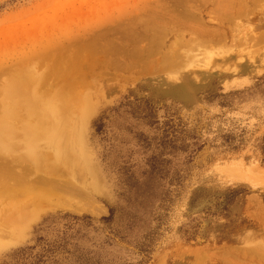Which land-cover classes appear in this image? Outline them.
<instances>
[{"label": "rangeland", "instance_id": "1", "mask_svg": "<svg viewBox=\"0 0 264 264\" xmlns=\"http://www.w3.org/2000/svg\"><path fill=\"white\" fill-rule=\"evenodd\" d=\"M221 1L250 0H0V121L25 67L42 106L15 120L21 138H0V179L13 170L48 189L18 161L26 123L42 119L46 132L28 143L80 151L98 188L62 165L53 205L0 200V264H264V27L254 33L264 0L235 22ZM236 36L251 50L226 47ZM234 53L241 68L216 65ZM57 92L67 107H49ZM73 182L88 193L74 199L83 208L59 207Z\"/></svg>", "mask_w": 264, "mask_h": 264}, {"label": "bare ground", "instance_id": "2", "mask_svg": "<svg viewBox=\"0 0 264 264\" xmlns=\"http://www.w3.org/2000/svg\"><path fill=\"white\" fill-rule=\"evenodd\" d=\"M257 1L258 0H250L246 3H242L239 1H237L235 3L230 2V1H229V3L225 2V1L224 2L221 1L218 3L215 2V4H217L215 9L217 12H220V14L224 20L235 22L237 20L236 19L237 17H239V16L241 17L244 14L245 15L250 14L254 10V8L257 4ZM261 1H263V0H261ZM263 7H264V4H263ZM257 16L259 17V19L264 20V14L263 13H259ZM188 17H190V16H188ZM260 23L262 24V26L259 29L254 31L256 36H259L262 34V33H260V31H261L260 29H262V27H264V21H260ZM171 24H172V22H171ZM171 24H169V25H171ZM177 24L180 28H184V27L189 28L190 27L189 25L183 24V23H181L179 25V21L176 23V25ZM172 25H174V24H172ZM175 29H176V26H175ZM169 30H171V29H169ZM196 32H198V31H196ZM203 34H204V37H206V38H209V36H210L209 32H203ZM218 38H220V37H218ZM193 41H197V40H193ZM230 41H231L230 45H226V47H228V48L237 49V48H239V46L242 43H245L246 46L248 47L247 49L249 51L251 50V42H249L248 37H245L243 40V38H239V36H236L235 38H232ZM196 43H197V44H195L196 46H191V47L192 48L195 47L197 49H201L203 47L202 50L207 49V47H204L203 44H200L201 41H198ZM212 50H213V48H212ZM215 60H216L215 61L216 65H220V66L225 67V68H229V69L232 67L241 68L244 64L245 57L243 55H241V53H234V55L229 59H226L223 61L219 60V59H215ZM25 69H26V67H25ZM25 69L24 70L22 69L23 71H21V73H20L18 82H16L15 84H12V85L10 84V86L8 85L9 87H7L8 89H7L6 100L5 101L3 100L4 102H2V106H3V109L6 110V112L8 110V113H7L6 117L0 121V138L1 137H8V136H18L21 138V135L20 136L14 135V133H15L14 130H16L17 125H16V128H14L15 125L13 127V124H17V123H15V120H19L20 116L22 114H25L23 112L24 111L23 108H27V109L31 108V109H34V111H37L38 109L42 108L40 99L36 95H33V92H34L36 85H37V82H36L37 79L35 80L32 78L34 75H31L33 73L32 71H31L32 72L31 74L28 71L30 68L26 69V70ZM71 76H69L71 78L69 79L68 82H69V85L74 88L77 86L76 80L78 78H80V77H78L80 75L79 74L78 75L73 74ZM38 78H39V76H38ZM82 78H80V79H82ZM85 78L87 79V77H85ZM198 78H200V76H198ZM5 89H6V87H5ZM63 90L66 92V91H68V88L65 87ZM63 90H61V91H63ZM72 93H71V96L74 98V96H73L74 93L73 94ZM57 94L59 95L58 100L53 101L49 107H54V108H56V107L64 108L65 106L67 107L69 102L66 103L65 102L66 99L63 100V102L65 103L64 105L63 104L58 105V104H60L59 101H61L64 98L63 92L61 94H59L57 92ZM20 95H23L24 98L14 101L15 97L17 96V98H18V96H20ZM55 95H56V93H55ZM76 96H77V94H76ZM69 97H70V94H69ZM55 100H56V98H55ZM71 110H73V109H71ZM86 113H87V109L84 113H82V115H81L82 118L80 120L79 125H82L83 119H84ZM34 114L37 115L38 113L37 114L34 113ZM24 121H27V120H24ZM20 122H18V123H20ZM28 123H30V122H28ZM31 125L32 124H30V126ZM46 128H47V124L44 123V121L42 119H39L37 126H35V127H29V126H27V123H26V130L27 131L25 132V135H22V136H26V135L28 136V137H24L25 139H27L26 147L23 149V150H25L24 154L19 156L18 161H20V160L28 161V162L32 163L38 171L42 172L43 175L41 176L39 183L48 189H45V190L41 189L39 191L38 190L36 191L34 186L32 187V185H28V183L26 182V181H28L27 179L24 180V177H26L25 176L26 174L15 173L13 170H11L13 172L10 171V173L8 174L9 178L7 176H3L0 179V200L12 199V200H15L17 203H20L22 201L21 206L25 207V203H26V201H24L25 198H21L20 196L23 194H25V196H26V194H30V195L34 196V199L32 200L34 205L36 204L38 206H44V205L46 206V204H48V203L52 204V202H54L53 201L54 200L53 199L54 192H57L58 190L56 189L57 187L54 186V184H53L54 180L51 179V174H57L58 172H61L62 169H59V168L62 165L67 168V170L70 172V174L75 179H77L82 184H84V186H86L90 191H93V192L98 191V188L96 185L97 181H96V177H95L96 173L94 176V171H93V168L91 167L89 160L87 161L86 158H81V157L79 158L80 159L79 161L76 159V156H79L80 151L74 150V148H68V147L63 146V145H58V143H56L55 140H53L54 143H52V142L47 143L49 146H41V147L38 146L37 144L33 143L34 142L33 140H31V143H28L31 137L36 139L37 137H40L41 135H43L46 132ZM16 133H17V130H16ZM22 133H23V131H22ZM78 137H79V135H78ZM55 146H56V148H55ZM17 147H18V144L17 145L8 144V146L6 147V150L15 149ZM62 156L68 157L67 162L60 159V158H62ZM11 166H13V165H11ZM23 168H24V166H23ZM24 169H26V168H24ZM42 170H44V171L48 170L47 173H49V174H45ZM0 172H1V170H0ZM7 172H9V171H7ZM7 180H9L11 182L13 181L14 183L11 184ZM28 182H30V181H28ZM72 184L73 185L70 186L69 183H67V184L64 183L62 190L64 192H66L68 196L64 200H55V202H57L59 207L70 208V209L83 208L81 206H78L74 202V199L80 198V199L85 200V199H87L88 193L85 192L86 191L85 189L83 191V189L81 187H78L79 185L76 184V182L75 183L73 182ZM23 210H25V209H23ZM29 215H30V213H25V214L23 213L20 217L18 216L17 219L15 218L16 224L20 225V226L23 225L26 222V219ZM5 217H6V215H5ZM14 224H15V221H14ZM249 242H250L249 244H253L254 246L257 243V241H255V240L249 241Z\"/></svg>", "mask_w": 264, "mask_h": 264}]
</instances>
